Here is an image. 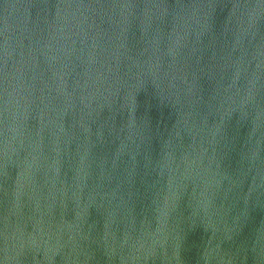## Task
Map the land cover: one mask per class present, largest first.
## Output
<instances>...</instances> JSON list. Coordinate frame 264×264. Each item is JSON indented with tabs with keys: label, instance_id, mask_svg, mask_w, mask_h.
I'll use <instances>...</instances> for the list:
<instances>
[{
	"label": "water",
	"instance_id": "1",
	"mask_svg": "<svg viewBox=\"0 0 264 264\" xmlns=\"http://www.w3.org/2000/svg\"><path fill=\"white\" fill-rule=\"evenodd\" d=\"M0 264H264V0H0Z\"/></svg>",
	"mask_w": 264,
	"mask_h": 264
}]
</instances>
